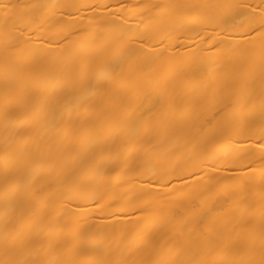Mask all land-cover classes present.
I'll list each match as a JSON object with an SVG mask.
<instances>
[{"label": "bare ground", "instance_id": "6f19581e", "mask_svg": "<svg viewBox=\"0 0 264 264\" xmlns=\"http://www.w3.org/2000/svg\"><path fill=\"white\" fill-rule=\"evenodd\" d=\"M0 264H264V0H0Z\"/></svg>", "mask_w": 264, "mask_h": 264}]
</instances>
